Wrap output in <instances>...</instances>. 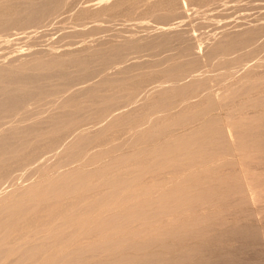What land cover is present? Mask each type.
<instances>
[{
	"label": "bare ground",
	"instance_id": "1",
	"mask_svg": "<svg viewBox=\"0 0 264 264\" xmlns=\"http://www.w3.org/2000/svg\"><path fill=\"white\" fill-rule=\"evenodd\" d=\"M93 1H96V2L99 3L96 6L97 8L89 7V8H86V9H81L80 8L81 6L80 7L76 6L75 9H77V7H79V9H80L77 12V16L82 18V19H86V18H103V21H104V17L108 18L109 16L112 17L113 15H116V14H123L124 16H126V15L130 16L134 12V10L136 8H138V5H141L139 7H142V5H143V7H145L143 13H141V14H143V16L147 15L149 17H153L155 19H159L160 21L162 20V21L166 22L168 20L169 21H172V20L174 21L175 18H176L175 20H177L179 11L181 10V8H184L186 6H187V8L190 5L200 6L201 7L200 9L202 10V8H204V7H202L201 5L206 4V6H207L208 2H211V4H213V2H212L213 0H93ZM68 2L71 3V0H0V34H7V35L8 34H15V33H18L19 29L26 28L29 25L34 24V23H37L38 25L41 26V23L46 20V22H44V24L42 23L45 26V23L47 24V19H49L50 17H52V16L55 17V15H56V17L58 18L57 14L58 15L61 14L60 10L62 8H64L65 6H67ZM224 2H226V0ZM80 3H81V0H80ZM219 3L221 4L223 2H219ZM219 3L217 2V4H219ZM72 4H71V6H72ZM78 4H79V2H78ZM211 4L208 3V6L211 7L212 6ZM76 5H77V2H76ZM213 5L215 6L216 3H214ZM214 6H213V8H216ZM197 8L198 7H196L195 9L197 10ZM184 9H186V8H184ZM199 10H198V12H195V13H199L200 12ZM210 11H211V9H210ZM72 12H74V11H72ZM72 12L70 11V13H72ZM184 12L186 13V11H184ZM123 15H121V16L119 15V17L122 18V17H124ZM181 15H182V13H181ZM54 17H52V18L54 19ZM111 17H109V18H111ZM119 17L115 16L114 18L115 19H117V18L119 19ZM179 17L182 18L181 16H179ZM60 18H61V16H60ZM66 18H67V16H66ZM61 19H64V18H61ZM170 19H172V20H170ZM52 21H54V20H52ZM52 21H50V22L52 23ZM69 22H70V20H69ZM49 25H50V23H49ZM65 25L67 26L68 24H65ZM65 25L63 27L64 30L66 29ZM53 26H54V24H53ZM61 26H62V23H61ZM54 28H55V26H54ZM75 28L73 27V29H75ZM91 28L94 31L95 26H93ZM76 29L80 30V29H82V27L81 28L78 27ZM59 30H62V28L59 27ZM35 31H37V30H35ZM86 31H88V30H86ZM58 33H61V31L58 32ZM63 33L65 34V32L62 30V34ZM66 33L68 34V31ZM75 33L78 34V30H76V32L73 30V33H71L70 37H72L73 36L72 34H75ZM84 33H86V32H84ZM69 34H70V32H69ZM69 34H68V36H69ZM77 34H76V36L79 37V35H77ZM178 35L179 34L176 35V33L175 34H163V36L158 38V40L157 39H153V41L149 40V41H144V42H142L140 40H133V39H127V40L126 39H124V40L121 39L122 41H117L116 42L115 39H114L115 43H112L110 45L111 49L108 48L107 49V50H109L108 52H103L102 50H100L103 53H99L96 56H92L91 58H89L88 54H85V55H87L88 58L87 57H78L77 54H79L80 52L79 53L78 52L75 53L77 56L76 55L73 56V53L70 52V53H72V55H70V53L68 51L67 52H61V53L58 52L57 54L55 52V54H50V57L44 58L42 56V53H43L42 52V53H32V54H29V55L26 54L25 56L22 55L20 57H17L15 59H13L8 64L0 66V118H2L4 120H7L10 123H13V124H11V126L10 125H9V127L7 126L8 128L6 129V131L2 135H0V184L3 181L10 180V179L13 178L12 172L14 171V168L17 169V168L23 167L25 165H28L34 159H36L39 156H41V154H43V153L44 154L45 153L48 154L49 151L51 153V151L53 152L59 146H62L63 151H64V156L62 158H58V159H55V160L52 159L51 163H50L51 159L50 160L48 159L49 162L47 161L48 163L46 165H48L49 167H51L50 165H55L56 168H58V169L63 167V166H65V165H68V167H70L69 165L72 164L73 161H77V162L79 161L82 164L83 163H85V164H87V163H97L100 160H102L103 158H105L107 155H109V153H112V152H115V151H121L122 152V150L124 151L126 148L127 149L128 148L129 149L133 148V154L129 153V154L132 155V156H129L130 159H126L128 156L125 158V156L122 155V153H120L119 156L116 158V160H114V161L112 160L108 164L106 163L107 165L106 164H105V166L102 165L103 167L100 166L101 168L99 167V169H95V170H92V171H90V170L86 171V170H84L82 168L81 169L77 168V170L70 169V170L67 171V169H68L67 168L65 170V172H63V171L61 173L59 172L60 174L54 175V177H52L50 180L46 179V180H49L48 183L46 182L47 183L46 186H45L46 183L44 184L42 182L45 187H43V188H31L28 191L26 190L25 192L22 191L23 193L18 195L17 199H15V197H14L15 200L10 201L11 200L10 199L9 200L10 202L8 204H6V205L4 204L5 206L0 208V264L1 263L3 264V260H5L6 257H9L10 255L12 257V254H14L16 257L14 259L10 258L12 260L8 264H76L77 260L79 261L78 258L80 256H81L80 258H83L82 255L85 254V253H88V254L90 253V255L87 254L88 256H86V257H89L93 253L100 252V254H101L103 251H106L107 253H109V258L113 257L111 259H114V260H117L116 259L117 257H115V255H117L119 257V259H120L119 263H117V264H133L132 261L130 263V261L127 259L128 257L125 255L126 254L125 252L128 251V250H122L125 253L124 255L126 257L124 256V257L120 258L121 254L119 256L118 253H117V251L119 249H121L122 247H124L125 245H127V246L131 245L129 243V240H127L128 244H127V242H126V244H122L123 240L124 241H126V240L122 239L123 236L121 237V235H120L121 238L118 239L119 242L117 240H114V238L112 239V237H115V235H117L116 237L119 238L118 237V233L120 231L116 232L115 230L122 229V228L124 229V227L127 226L132 220L139 219V218H141L143 216V211L144 210L142 208H138V207H140L141 204L144 203V201H143L144 196H143V198H141V196L139 197V198L142 199L143 202L142 201H139V202L137 201V205L133 206V209L135 207V208H138L137 210H132L131 207L129 206V202H128L129 194L128 195L125 194L122 197L118 198V196L123 194L125 192V190H127L128 186L131 185V184L128 183V178H131L132 176L131 177H127V175L129 174L128 172L130 170V166L138 167V169L140 171V174L142 172H148V173L152 172L154 174L156 172V170L161 169L163 166L165 167V165H164L165 163L169 164V162L178 161V162H180L182 164H188V167H189L190 164H193V163L195 165L196 164L198 165V163H202L205 159H207L210 156H213L214 154L218 153V151H220V150L225 151V153H226L227 144H228L226 142L227 138H225V135H224L225 132H223L224 130L222 129V124L220 122V119L218 117H216V116L215 117L212 116L210 118L208 116L209 119H207L205 121H202V123L199 125V128L197 129V131H195L193 133L195 135L196 133L204 131L207 134V137H206V139L204 141H200L194 135L193 136L195 138L193 140H192V135L191 136L187 135L188 137H184L181 140V143H179V138L177 139L178 141H175V140L174 141H169L170 140L169 138L172 135L170 127L172 126L171 128H174L173 126L176 127V125H179V127L180 126L186 127L188 125L190 126L191 122L195 123L198 119H200V118H198L199 115L207 114V113L213 112L215 110L217 111L218 109H221V108L224 109V110H227V111L234 110V111H240L241 112V109L243 107H245V108L246 107H255V106H257L259 104V101L261 100L260 99V97H261L260 93L263 91L262 88L264 86V85L263 86L261 85L262 82L255 81V82H252V83H248L249 82L248 81L246 83H242L241 87L239 86V88L234 89V90L231 89L230 91H227V88H226L225 89L226 95L224 97H222V102H219L218 104L212 98L208 100V98H206V96H205V98L207 100H205V99L203 100V98H204L203 97L204 95H203L202 98H200V100L198 99L199 101H197L196 103L193 104L194 107H196V108H199L200 106L202 107V105H203V108L201 110H197L198 111L197 112L198 113L197 117L194 114V112H196V111H193L192 113H190V111H191L189 109L190 107L188 108L187 105H184L183 101H182V103H179V100H184L185 98H189L190 96H192L194 94V92L195 93L197 91L203 92L204 90H207L208 85H207L205 79H203V78H198V79H195V80L193 79V81L189 82L188 85L186 84V86L184 85V86L171 87L173 84L172 85L170 84L171 85L170 87H166L165 89H163L160 92L156 91L157 90L156 89L155 90L156 91L155 92L156 97H155V99H153V101H154V103H153L154 105L152 106L153 108L150 109V107L148 108L147 106H144V105L141 106V108L144 109L142 112L145 111L144 112L145 114L142 113L143 115H145V117L143 116L145 119L143 121H138V119H140V116H142L141 114L139 115V117L136 116L137 119L136 118L132 119V120H134V119L137 120V121L133 122L132 124H133V126H136V128H140L139 133L137 134V136L133 137V139H131V140H125V139H124V141L121 140L123 142L122 143L118 142L120 144H117V142H113V143L110 144V139L109 138H111V136H108V135H110L111 126H113V125L115 126L117 124L118 126H120V129H121L122 125L126 124L127 121H130L129 118L124 116V115L118 119L120 121V123H117V122L114 123V121L109 122L106 125L102 126L100 129H97L96 130L97 132L95 134L90 135V134H88L86 132H80L78 130L79 125H80V123L82 122L83 119L88 121L85 118L86 117L85 113H86V115H89L87 113V111H86V108H87L88 104L86 105V103L85 104L81 103L80 102L81 100L78 101L76 99L72 100L71 102H68V101L67 102H63L62 101V102H60V104H58V111L55 112L54 114H50V115L49 114H44V113H46L45 107L44 108L41 107V105L43 103V100L51 99L53 96H56L57 94L62 95L61 93H64V94L67 93L68 94L70 85L79 83V81H81L83 79H86L85 77H88V76H90V74H93L92 73L93 71H91L89 75L87 74L88 76L82 77L83 74H81L82 72H79V71H81V70L82 71L84 70L85 72H86V70L90 71V70H88V68L92 65V63L94 61L98 62L99 66L101 67V70H103V69L105 70L112 63L114 64L115 62H117V63L118 62L119 63L120 62L121 63L125 62L127 60V58H126L127 56H129V59H130L131 58L130 54H131V56H132V54H136V56H140L138 54L144 55L142 53H147V54L155 55V56L158 55V58H160L161 61L164 58V60L168 61V62L171 61V59L174 57L177 60L171 62L172 66L176 70H180V74L182 73L184 75V73H185V75L186 74L188 75L191 71L197 69L199 63L197 64L196 68L193 67V66H195L193 64H192L193 66L191 68H189L191 65L187 66L188 62L190 63V60L192 59L191 57H190L191 59L189 58V56H191V54L189 55L190 52H188V49H189V48H187L188 45L186 46V44H183V42H181L183 40H181V37L178 36ZM31 36H32V33H31ZM76 36L74 38H76ZM181 36H184V35H181ZM4 37H5V35H4ZM22 37H23V35H22ZM27 37H29V36H27ZM62 37H64V36H61V38ZM65 37H67V35ZM236 38H239L238 35H237ZM5 39L6 38H4V40ZM254 39H256V37L255 36L253 37L252 34L249 35V33H248V35L246 37H243L240 40H235L234 39V41L226 42L227 44L226 43H217L216 44L217 47L214 48L215 47L214 46L213 48L216 49L217 52L223 53L224 54V59L223 60L216 59L215 55L218 56L219 53H216L215 50H214L215 52L214 51L212 52L211 51L212 47H211L210 48L211 52H209L208 49H207V54L205 55L208 58V61L210 62L209 65H211L212 67H214V68H216L218 70V69H223L224 67H226L228 65V63H232V62H233L232 64L237 63L238 59L240 57H242L243 54H245L244 52H246V51L248 52L249 51L248 53H253L256 50V48L253 47ZM21 40L22 39H20V41ZM119 40H120V38H119ZM68 41H69V38H68ZM70 41H72V39ZM177 41H180L181 44H179V42H177ZM186 42L188 43V41H186ZM109 43H110V41H109ZM0 44H1V42H0ZM174 44L181 45V47H179L181 49V51L179 49H176V50H179V51H177V53L178 52H180L179 54L182 53V56H180L179 54L177 55L176 54V50L173 51L174 53H172V49H173L172 47H173ZM1 45H3V43ZM0 47L3 48L4 45L0 46ZM107 47H109V46H107V45H106V47L104 46V49L107 48ZM2 48H0V49L2 50ZM242 48H244V50H246V51L243 52ZM239 49L240 50L242 49L241 50L242 53H240ZM86 50H89V49H86ZM238 50H239V54L236 53ZM81 51H82V49H81ZM169 51L173 55L176 54L177 56L176 55H175L176 57L173 56V55H172L173 57L168 56V52ZM92 52H95V51H92ZM51 53H53V52H51ZM81 53H83V52H81ZM87 53H90V52L87 51ZM191 53H192V51H191ZM43 54H45V53H43ZM79 55H81V54H79ZM83 55H84V53H83ZM91 55H94V53L91 54ZM179 56L181 57L180 59H178ZM152 58H153V56H152ZM158 58L156 57L155 59L153 58L152 60L145 61V62H136L135 64H134V62H132L133 63L132 66H129L128 68H126L125 70L121 71L120 73H121V75H123L124 73L128 72L129 70H136V71H141L142 72V70H145V69L152 70V69H156L158 67L159 68L160 67H164L167 63L166 64L164 63L161 66V63H163L164 61L158 62L160 60V59L158 60ZM128 60H127V62H129ZM195 61H197V58H196ZM99 66L97 68H99ZM51 67H53V68H55L57 70L54 72L53 68H51ZM71 67H73V68L76 67L77 69H79L78 72L80 73L81 76H78L77 73H76L77 75L72 76V74L70 73V70H69ZM92 67H95V66H92ZM92 67H91V70H92ZM169 67H170V64H169ZM73 68H72V70H73ZM94 69H96V68H94ZM164 69H168V65H167V68L165 67ZM170 69H168V70H170ZM224 69H227V68H224ZM239 69H236V70H239ZM96 70L99 71V69H96ZM228 70L230 71L231 69H228ZM228 70H227V72H228ZM173 71H175V70L173 69ZM73 72H75V71H73ZM94 72H96V71L94 70ZM142 73H141V75H143ZM171 73H172V71H171ZM178 74H179V72H178ZM191 74H189V75H191ZM183 75H181V76H183ZM248 75L250 76V74H248ZM248 75H246V76L244 75V76L247 77ZM174 76H175V74H174ZM220 76H222V75H220ZM59 78H63L62 81H65L67 79L65 81V84H64V82H63V84H61L60 83L61 81L59 80ZM64 78H66V79L64 80ZM230 79H232V77ZM43 80L44 81H46V80L49 81V82H47L48 84L47 83L46 84L45 83H43V84L41 83L42 84L41 86H40V84H39V86L36 85L38 82H41V81L44 82ZM153 80H154V78H153ZM58 81H60V82L58 83ZM149 81H152V79L151 78H141V79L137 80L134 84L130 85L129 87L126 86V85L120 86L119 91L116 93L117 94V99H118V93L119 94H123L124 97H126L128 100H130L131 98L133 99V97H132L133 94L135 92L138 93L137 91L140 90L141 87H144V84H146ZM171 81H172V79H171ZM178 81H181V80H178ZM236 82H237V80H236ZM172 83H173V81H172ZM44 84L46 86H43ZM183 84H184V82H183ZM222 87L225 88L224 86H222ZM70 90H71V87H70ZM112 90L113 89H110L108 91L110 92ZM100 91H102V90H100ZM97 92H98V90H97ZM97 92L95 91L94 88L89 90V95H88L89 97H87L88 99L90 98L89 101L93 102L92 105H95L94 102H96V103L102 102L103 103L104 101L106 102V104H105V106H102V103H101L100 106L102 108H100L99 105L97 106V104H96L94 109H92L93 106H91V109H89V110H91L90 111L91 112L90 115L92 114V116H93L94 114H96L95 115L96 117L92 118V119H96L97 118L98 120H102L105 117L104 114H101V113H103L102 111L105 110V109L108 110L110 108L112 110V107L114 109V106L115 105L117 106L118 104H116V102H115L116 98L115 97H114L115 99L113 98V92L114 91L112 92V94H110L111 92L110 93H106V94H104V92L102 94H98ZM83 95H85V94H83ZM218 95H219V93H218ZM120 97L121 96H119V98ZM210 97H212V96H210ZM112 98L114 99L113 101H112ZM126 98H124V99L126 100ZM152 98H154V97L152 96ZM152 98L149 97L150 100ZM119 100H117V101L120 103ZM125 100H121V102L125 101ZM126 101L123 102V103H126ZM29 102L33 103V107H35L36 110L34 108H32V107L31 108H27L29 106L26 107V104H28ZM54 104H55V102H54ZM90 104H89V106H90ZM48 105H49V103H48ZM120 105L121 104H119V106ZM177 105H178V107H180V106L181 107L175 109V107ZM217 105H219V107H217ZM103 107H105V109ZM138 109H139V107H138ZM157 109L161 110V112L163 111L162 112L163 115L160 114L162 116L158 117L156 115L155 116L153 115L154 111H156ZM111 110H109V112ZM149 110H151V112ZM20 111L22 112L21 114H20ZM146 111H147V113H146ZM234 113H236V112H234ZM250 113H252V112H250ZM126 114H127V112H126ZM89 117H91V116H89ZM98 120H96V121H98ZM112 120H114V118ZM41 122H45L46 124L43 123V125H44L43 126L41 124ZM39 124H41V125H39ZM147 124H149V125L147 126ZM45 125H47L46 126L48 128L47 130H45L43 128V127H45ZM39 126H43L42 128L44 129V132H41L40 130H38L40 128ZM129 127H131V126H129ZM129 127H126V128H129ZM1 128H4V127H1ZM80 128H81V126H80ZM123 128H124V126H123ZM126 128H125V130L123 129L125 131V137H126V133H127L126 132V130H127ZM246 128H249V127H246ZM36 129L38 131H40L41 133L40 132H35ZM81 129H83V128H81ZM180 129H181V127H180ZM2 130H4V129H2ZM123 130H122V132H124ZM194 130H195V128H194ZM261 130H264V129H260L259 131H261ZM250 131H251V128H250ZM108 132H109V134H108ZM37 133H39V134H37ZM253 133H255V132L253 131ZM263 133L264 132L262 131V133H257V134H263ZM162 134H164V135H166L168 137V139H169L168 141L169 142L166 143L164 146H162L161 149H159L158 147L157 148L159 150L155 149V147H154V145L156 144L155 142H158L157 141L158 138H162L163 137ZM186 134H188V133H186ZM189 134H190V132H189ZM204 134L202 135V137L204 136ZM235 134H237L239 139H240L239 145L243 146L245 144L244 136H245L246 132L244 130L243 131L237 130V131H235ZM70 135H71L70 141L67 142L65 139H66V137L68 138ZM115 135H116V133H115ZM115 135H113L114 138H115ZM121 135L122 134H120V136ZM159 136H161V137H159ZM254 136H257L256 133L254 134ZM180 137H181V135H180ZM116 138H119V137H116ZM166 138H165V140H166ZM251 139H252V137H251ZM64 141H66V142H64ZM198 142H200V143L198 144ZM262 142H264V141H262ZM93 143H96L97 145H102V146L99 147V150L97 149L98 147L96 146L97 147L96 149L98 151L96 150V152L94 154L89 155L88 152H87V148H88V146L90 144H93ZM164 143H165V141H164ZM261 144H257V145L261 146ZM103 145L104 146L106 145L107 147H103ZM253 145H255V144H253ZM208 146H211L210 149L212 151L209 150V148H207ZM90 147H91V145L89 146V148ZM127 149H126V151H127ZM59 150H61V149H59ZM229 150H231V149H229ZM63 151H61V152L63 153ZM126 151H124V152H126ZM131 151H132V149H131ZM158 152L161 153L160 154V158H159V153ZM125 155H127V154H125ZM131 158H132V160L134 162L128 165L127 160L130 161ZM216 159H218V158L216 157ZM214 160L215 159L211 160V162L214 161ZM228 160H232V159L229 158ZM215 162H217V161H215ZM215 162H213V163H215ZM218 162H220V159L218 160ZM231 162H233V161H231ZM205 163L208 164V162H206V161H205ZM202 167H203L202 169H204L205 166H202ZM207 167H209V165ZM56 168H54V170ZM226 168H224V169L226 170ZM230 168H232V167H229V169ZM40 169H41V167H40ZM162 170H163V168H162ZM195 170H197V169H195ZM230 170L232 171L233 169H230ZM199 171H200V169H199ZM219 171H220V169H219ZM39 172H44V171L43 170H38V173ZM210 172H212V171L210 170ZM53 173H55V172H53ZM202 173H203V171H202ZM169 174H170V172H169ZM191 174H190V177H191ZM41 175H43V174H40L38 176H41ZM184 175H185V172H184ZM134 176H136V174ZM134 176H133V178L135 179L136 177H134ZM141 176H142V174H141ZM148 176H149V174H148ZM154 176H155V174L153 175V177ZM174 176H175V174H174ZM187 176H188V174H187ZM206 176H207V174H206ZM183 177H185V176H183ZM197 177H199V175H197L196 178ZM147 178H149V177H147ZM181 178H182V176H180V179ZM201 178H203V177L201 176ZM140 179H141V177H140ZM140 179H139V181H140ZM159 179H161V178H159ZM165 180L168 182L167 179H165ZM191 180H192V178H191ZM136 182H138V180L135 181V183ZM193 184H194V182H193ZM139 185H137V186H139ZM144 187L147 188V185H145ZM239 187H242V186L239 185L238 186V190H239ZM203 188L204 187H202V189ZM157 189H155V190H157ZM160 189H162V188H160ZM164 189H165V187H164ZM197 189H199V188H197ZM163 190H161V192ZM195 190H196V188H195ZM138 191H139V189H138ZM158 191H160V190H158ZM174 191H176V190H174ZM235 191L236 190H234V192ZM86 192H90L91 195L88 194V195H90V197H88V196L86 197V195H87ZM230 192H233V189ZM147 193H149V192H147ZM200 193L203 194V191H201ZM240 193H242V192H240ZM140 194L142 195V193H140ZM157 194H158V192L156 193V196H157ZM133 195H131V196H133ZM146 195L147 194H145V196ZM151 196H152V194H151ZM176 196H177V194H176ZM189 196H191V195H189ZM135 197H137V196H135ZM168 197H169V195H168ZM185 197H187V196L185 195ZM117 198L120 199V201L118 200L120 203H119V206L117 205V209L119 207H121V208H119L117 211H115V213H113V215H111L109 217H104L103 215H101L102 213L99 211V208H100L101 204H103V203L106 204V203H108V202H110L112 200H115ZM179 198H180V196H179ZM200 198H201V196H200ZM207 198H208V196H207ZM239 198L243 199L244 197L241 196ZM4 199H6V198H4ZM151 199H153V197ZM0 200H2V199H0ZM7 200L8 199H6L5 201H7ZM136 200H137V198H136ZM190 200H191L190 198H187L185 201H187L189 203ZM211 201H213V200H211ZM2 202H3V200H2ZM2 202H0V203L2 204ZM131 202H130V205H131ZM187 202H185V203H187ZM197 202H199V201L197 200ZM182 203H184V201ZM134 204L135 203H133L132 205H134ZM194 205L199 206V204H194ZM0 206H2V205H0ZM178 207H181V206H175V208H178ZM109 208L110 207H108V209ZM164 208L166 209L167 206H164ZM170 208L173 211L172 207H169V209ZM152 209H154V208H152ZM169 209H167V210L169 211ZM111 211H113V210H111ZM103 212H105V210ZM158 213H159V211L156 214H158ZM189 213L191 214V211ZM192 213H193V211H192ZM156 214H155V216H156ZM188 215L189 214H187V216ZM165 216H164V219H165ZM191 216L193 217L192 219L194 220V216L190 215V217ZM57 217H60V218L63 219V222L61 221L62 223L61 222L60 223L62 225H65V227H66L65 230H63V231L62 230L61 231H55V230H57L58 223L54 224L53 221H54V218H57ZM160 217L161 216H159L158 218H160ZM201 217H204V216H201ZM206 217H208V216H206ZM168 218H170V217L168 216ZM185 218H186V216H185ZM146 219L148 220V218H146ZM157 220H156V222H157ZM137 222L138 221H136V223ZM159 222H160V220H159ZM139 223H142V221H140ZM154 224H155V222H154ZM154 224H150V225H154ZM190 224H192V223L190 222ZM218 224H216V230L218 228L217 227ZM135 225H133V226H135ZM184 226H185V224H184ZM146 227H147V225H146ZM148 227H149V225H148ZM170 227H171V225H170ZM231 227H229V228H231ZM140 228L137 231H140L141 230ZM195 228H196V226H195ZM238 228H240V227H238ZM168 229H170V228H168ZM191 229H194V228H190L188 230H191ZM45 230L49 231V233L47 234V236L45 235V238H43V240L40 238L42 241H40V242H34L33 241L34 243L30 242L32 244H30V243L28 244L27 243L28 241H26V240H27L28 237H30L31 233H35L36 235H38L42 231H45ZM129 230H130V227H129ZM180 230H181V228H180ZM182 230H184V229H182ZM185 230L187 231V229H185ZM195 230H197V228ZM241 230H240V232H241ZM238 231L239 230H237L236 232H238ZM151 232L153 233V230ZM169 232H171V230ZM172 232H174V231L172 230ZM205 232H206V230H205ZM142 233H143V231H142ZM166 233L168 234V232H166ZM174 234H175V232H174ZM182 234H183V232H182ZM123 235H124V233H123ZM139 235H141V234H139ZM139 235H138V237H141L142 238L141 241H143V235H141V236H139ZM175 235L177 236V234H175ZM184 235H187V233L186 234L184 233ZM240 235H242V233ZM42 236H44V234H42ZM128 236L132 237V235H130V234H128ZM135 236L137 237V235H135ZM150 236H151V234H150ZM37 237H38L37 239H39V236H37ZM131 237H130V242L133 241V239H132L133 237L132 238ZM90 239H94V241L93 242L92 241L91 242L88 241V243L86 245L83 244L82 246H81L82 242H80V247H78V248L76 247L75 250H73V251H67L66 250L67 249L66 248L67 245L74 244V242H78V241H81V240H90ZM159 239H160V237H159ZM191 239H193V237ZM137 240L138 239H136V241ZM170 241L168 243H170ZM179 241H181V240H179ZM143 242H145V241H143ZM146 242H147V240H146ZM174 242H177V240L174 241ZM83 243H85V241ZM156 243H158V241ZM171 243H172V241H171ZM171 243H170V245H171ZM133 244H135V243H133ZM147 244H148V242H147ZM164 244H166V241H165ZM142 245H143V243H142ZM150 245H152V244H150ZM157 245H154V247L157 246ZM161 245H163V244H161ZM135 246L137 247L138 244L135 245ZM176 247H178V246H176ZM182 247L186 248L184 246H182ZM183 248H182V250H183ZM133 249H135V247ZM149 249H151V248H148L146 253L150 252ZM177 249H174V250H171V251L173 252V251H176ZM186 249L189 250L188 248H186ZM160 250H162V249H160ZM166 251L165 252L169 254L170 249L166 250ZM155 252H158V251L156 250ZM162 252L161 253L163 255L165 252H164V250H162ZM132 253H134V252H132ZM142 253H141V255H142ZM97 254H99V253H97ZM146 255H148V254H146ZM188 255H190V254L188 253ZM104 256H103V260L106 257V256L105 257ZM96 257H97V255H96ZM142 257H143V255H142ZM158 257H160V256H158ZM148 258H150V257H148ZM173 258H176V257L174 256ZM106 259H108V257ZM111 259H108V260H111ZM166 259H168V258H166ZM89 260H92V259H88V261ZM103 260H101V261H103ZM151 260H152V258H151ZM194 260H195V258H194ZM166 261H168V260H166ZM166 261H165V263H166ZM175 261H177V259ZM178 261H179V259H178ZM94 262L91 261V263H94ZM106 262H108V261H105V263ZM83 264H85V263H83ZM100 264H102V262Z\"/></svg>",
	"mask_w": 264,
	"mask_h": 264
},
{
	"label": "rangeland",
	"instance_id": "2",
	"mask_svg": "<svg viewBox=\"0 0 264 264\" xmlns=\"http://www.w3.org/2000/svg\"><path fill=\"white\" fill-rule=\"evenodd\" d=\"M224 1L225 0H222V1L221 0H218V1L217 0H213L212 1L213 4L216 3L215 6L213 4H211V2H208L212 6L211 7L208 6V3H207V6H206V4H204L205 6L201 5L202 7H204V8H202V10L200 9L201 8L200 6L190 5L188 8L186 6V7H184L186 9L181 8V10L179 11L177 20H175L176 18L175 19L173 18L174 21L172 19H170L172 21L168 20L169 22L168 21L165 22V21H162V20L160 21L159 19H155L153 17H149L147 15L143 16V14H141V13H143L144 8H145V7H143V5H142V7H139L141 5H138V8H136L134 10V12H133L134 14L132 13L130 16L129 15L128 16L127 15L124 16L123 14H116V15H113L112 17L109 16L111 18L104 17V21H103V18H86V19H82V18L77 16V12L80 10L79 9L80 6H81L80 7L81 9H86V8H89V7L97 8L96 6L99 3L96 2V1H93V0H81V3H80V0L79 1L78 0L77 1L76 0L75 1L71 0V3L68 2L67 3L68 5L66 4L67 6L62 8L61 9L62 11L60 10L61 14L60 15L57 14L58 18L56 17V15H55V17L52 16V17H54V19L52 17H50L49 19H47V24L45 23V26L43 24H44V22H46V20L44 22H42L43 24L41 23V26L38 25L37 23H34V24L29 25L26 28L19 29L18 33H15V34H8V35L7 34H0V42H1V44L3 43V45H4L3 48L0 47V48H2V50L0 49V60H1L0 61V66L10 63L13 59H15L17 57H20L22 55L25 56L26 54L29 55V54H32V53H42V52L45 53V54L42 53V56L44 58L50 57V54H55V52L57 54L58 52L61 53V52H67V51L69 53L72 52L73 56L76 55L75 53H77V52L79 53L80 52L79 54H81V55L77 54L78 57H87V55H85V54H88L89 58H91L92 56H96L99 53L108 52L109 50H107V49L108 48L111 49L110 45L112 43H115L114 39H115L116 42L117 41H122L121 39H123V40L124 39H126V40L127 39H133V40H140V41L144 42V41H149V40L153 41V39H157L158 40V38L163 36V34H175V33H176V35L179 34L178 36H180L181 40H183L181 42H183V44H186V46L188 45L187 48H189L188 49V52H190L189 55L191 54V56H189V58L191 57L192 59L190 58L191 59L190 63L188 62L187 66L191 65L189 67V68H191L193 65H195L193 67L196 68L197 64L199 63L198 64L199 68L197 67L196 70L191 71L189 74H191V73L192 74L191 75L188 74L189 76L187 74L185 75V73H184V75L182 73L180 74V70H176L172 66L171 62L177 60L173 56H175L176 54L178 55L180 53V52L177 53V51H179V50L181 51V49L179 48V47H181V45H179V44H181V42L177 41V42H179V44H174L173 47H172L174 49V50L172 49V53H174L173 51H175L176 49H179V50H176V54L173 55L170 52L171 50L168 52V56H171L174 59L172 58L171 61H169L170 62L169 63L168 61H165L164 58H163L162 61H164V62L161 63V66L164 63L165 64L167 63V64L165 66L163 65L164 67H160L161 69L159 67L156 68V69H152V70L145 69V70H142L143 73L141 71L129 70L128 72H126L123 75H121V73H120L121 71H123L126 68H128L129 66L133 65L132 62H134V64H135L136 62H145V61L152 60L153 58L155 59L156 57L158 58V55L155 56V55H150V54H147V53H142L144 55L138 54L140 56H136V54H132V56H131V54H130V57H131L130 59H129V56L126 57L127 60L129 59L128 60L129 62H127V60L125 62H123V63L120 62L121 64L119 62H118L119 64L117 62H115L114 64L112 63L111 65H109V67H107L105 70L104 69L101 70V67L99 66L98 62L94 61L95 63L94 62H93L94 64L92 63V65L89 67L90 69L88 68V70H90V71L86 70V72H85L83 70L84 71L83 72L81 69H80L81 71H79V72H82L81 73V74H83L82 77L88 76L91 71H93L92 72L93 74H90V76L85 77L86 79H83V80L79 81V83L72 84V85L69 84L70 86H69L68 94L67 93L66 94L61 93L63 96L60 95V94H57L56 96H53L51 99L43 100V103H42L41 107L42 108L45 107L46 113H44V114H49V115L50 114H54L55 112L58 111V104H60V102H62V101L63 102H67V101L71 102L72 100L76 99L78 101L81 100L80 101L81 103H84V104L86 103V105L88 104V106H87L88 109L86 108V111H87V113L89 115H86V113H85V116H86L85 118L88 121L83 119L82 122L79 125L78 130L80 132H86V133H88L90 135L95 134L97 132L96 131L97 129H100L102 126L106 125L109 122L114 121V123H116V122L120 123V121L118 119L120 117H122L123 115L128 117L130 121H127L126 124L121 126L122 128L124 126V128H123L124 130H125L126 127L131 126L129 128H126L127 129L126 130V132H127L126 133V137H125V131L121 128L124 131V132H122V130L120 129V126H118L117 124L115 126L114 125L111 126V130H110L111 132H110V135H108V136H111V138L108 137L110 139V144L113 143V142H117V144H120V143H122L124 141V139L125 140H131V139H133V137L137 136V134L139 133L140 128H136V126H133L132 123L137 121L136 119H137V117H139L140 114L142 116H140V119H138V121H143L145 119L144 118L145 115H143V114H145L144 113L145 111L142 112L144 109H142L141 106L144 105V106H147L148 108L150 107V109H152L153 108L152 106L154 105L153 104L154 103L153 99H155V97H156L155 92L156 91L160 92L163 89H165L166 87H170L172 84L174 86L172 85L171 87L184 86V85L186 86V84L188 85L189 82L193 81V79L195 80V79H198V78H203V79L206 80V83L208 85L207 90H204L203 92H200V91H197L196 93L194 92V94L192 96H190L189 98H185L184 100H179V103H182V101H183L184 105H187L188 108L190 107L189 108L191 110L190 113H192L193 111H196V112H194L196 117L198 115V113H197L198 111L197 110H201L203 108V105H202V107L200 106L199 108H196V107H194L193 104L196 103L197 101H199L200 98H202L203 95H204L203 96L204 97L203 100L204 99L207 100L206 98H208V100L212 98L218 104L219 102H222V97H224L226 95V91H225L226 88H227V91H230L231 89L234 90V89L239 88V86L241 87L242 83H246L248 81H249L248 83H252V82L258 81V82H262V84H261L262 86L264 85V83H263L264 82V0H226V2H224ZM76 2H77V5H76ZM78 2H79V4H78ZM217 2L218 3L219 2H223V3L217 4ZM71 4H72V6H71ZM76 6H79V7H77V9H75ZM213 6L216 7V8H213ZM196 7H198L197 10L195 9ZM210 9H211V11H210ZM198 10L200 12L199 13H195V12H198ZM70 11L71 12L74 11V12L70 13ZM184 11H186V13ZM181 13H182V15H181ZM119 15L120 16L123 15L124 17L120 18ZM60 16H61V18H64L65 20L61 19ZM66 16H67V18H66ZM115 16L116 17L118 16L119 19L118 18L115 19L114 18ZM179 16H181L182 18H180ZM52 20H54V21H52ZM69 20H70V22H69ZM50 21H52V23L54 24L55 28H54L53 24ZM48 22L50 23V25H49ZM61 23H62V26H61ZM65 24H68L67 25L68 27ZM64 25H65V28H66L65 30L63 29ZM77 26L80 27V28L82 27V29H80V30L76 29V28H78ZM93 26H95L94 31L91 28ZM59 27L62 28V30L65 32V34L64 33L62 34V30H59ZM73 27L74 28L76 27V28L73 29ZM35 30H37V31H35ZM73 30L75 32H76V30H78V34L77 33L72 34L73 35L72 36L73 38H72L70 36H71V33H73ZM86 30H88V31H86ZM60 31H61V33H58ZM67 31H68V34L70 32L69 36L66 33ZM84 32H86V33H84ZM31 33H32V36H31ZM248 33H249V35L252 34L253 37L254 36L256 37V39H254V43H253L254 44L253 47H255L256 50L253 53H248L249 51L247 52L246 50H244V48H242L243 50L242 49L241 50L243 52L246 51V52H244L245 54H243L242 57H240L238 59L237 63H234V64H232L233 62L232 63H228V65L226 67H224V68H227V69L223 68V69H218L217 70L216 68H214L211 65H209L210 62L208 61V58L205 56L207 54V49H208L209 52H211V51L213 52L214 50L216 51V49H214V48L217 47V45H216L217 43H226V42L234 41V39L235 40H240L241 38L246 37L248 35ZM21 34L23 35V37H22ZM76 34L79 35V37L76 36ZM180 34L184 35L185 37L181 36ZM4 35H5V37H4ZM66 35L69 38V41H68V38L65 37ZM74 35L76 36V38H74L75 37ZM237 35H238L239 38H236ZM27 36H29V37H27ZM61 36H64L65 38L62 37L63 38L62 39ZM4 38H6V39L4 40ZM19 38L22 39V40L20 41ZM70 38L72 39V41H70L71 40ZM119 38H120V40H119ZM109 41H110V43H109ZM186 41H188V43ZM1 44H0V46H3ZM106 45L109 46V47L104 49V46L106 47ZM81 49H82V51H81ZM84 49L85 50L89 49V50L85 51ZM100 50H102L103 52H101ZM239 50L236 52L237 54H239ZM241 50H240V53H242ZM87 51H89L91 54L94 53V55H91L90 53H87ZM92 51H95V52H92ZM191 51H192L193 54L191 53ZM51 52H53V53H51ZM81 52H83L84 55ZM72 53H70V55H72ZM216 53H219V55H220V56L219 55L218 56L215 55L216 59H218V60H223L224 59V54L223 53H220V52H217V51H216ZM179 55L182 56V53L179 54ZM193 55L197 58L198 62L195 61L196 58ZM152 56H153V58H152ZM180 56H179L178 59L181 58ZM159 59L160 58H158V60ZM162 61L160 59L158 62H162ZM169 64H170V67H169ZM167 65H168V69L171 68L170 70L164 69L165 67L167 68ZM92 66H95V67H92ZM98 66H99V68H97ZM91 67H92V70H91ZM51 68H53V67H51ZM72 68L73 67H71L69 69L70 73L72 74V76L77 75V74H78V76H81L80 73L78 72L79 69L74 67L73 70H72ZM94 68L99 69V71L94 69ZM172 68L176 72L173 71ZM228 69H231V70L229 71ZM236 69H239V70H236ZM53 70L55 72L57 69L53 68ZM94 70L96 72H94ZM227 70H228V72H227ZM73 71H75V72H73ZM171 71H172V73H171ZM178 72H179V74H178ZM141 73L143 75H141ZM174 74H175V76H174ZM219 74L222 75V76H220ZM248 74H250V76ZM181 75H183V76H181ZM244 75L245 76L248 75V76L245 77ZM231 77H232V79H230ZM141 78H151L152 81H149L146 84H144V87H141L140 90L137 91L138 93L135 92L133 94V96H132L133 99L131 98L130 100H128L126 97H124L123 94H119V93H118V99H117V94L116 93L119 91L120 86L126 85V86L129 87L130 85L134 84L137 80H139ZM153 78H154V80H153ZM62 79L63 78H59V80L61 82L58 81V83L60 82L61 84H63V82H64V84H65V81L67 79L64 78V80L66 79L65 81H62ZM171 79H172L173 83H172ZM178 80H181V81H178ZM236 80H237V82H236ZM47 82H49V81H47V80L44 81V82L41 81V82H38L36 85L39 86V84H40V86H41L43 83L46 84ZM183 82H184V84H183ZM45 84L43 86H46ZM222 86H224L225 88H223ZM70 87H71V90H70ZM93 88L95 89L96 92L98 90V92H97L98 94H102L103 92H104V94L110 93V92H111L110 94H112L113 91L115 92V93L113 92V98L114 97L116 98L115 102L118 105L117 106L115 105L114 109L112 107V110H111V108L106 110L105 107H103L105 110H103L102 111L103 113H101V114H104L105 117L102 120H98L97 118L96 119H92V118L96 117L95 116L96 114H94L93 116H92V114L90 115V113H91L90 111L91 110H89V109H91V106H93L92 109H94L95 105L97 104V106L99 105V107L102 108L100 106L102 102H98L99 104L94 102L95 105H92L93 102L92 101L90 102L89 101L90 98L89 99L87 98V97H89L88 96L89 95V90L93 89ZM110 89H113V90L109 92L108 90H110ZM100 90H102V91H100ZM262 90L263 91L260 93V96H261L260 99L261 100L259 101V104L257 105L258 107L257 106H255V107H246V108L243 107L241 109L242 113L240 111H234V110H232L233 112L231 110L227 111V110H224V109L221 108V109H218L217 111L215 110L213 112L207 113L208 115L207 114H201V115L198 116V118H200V119H198L195 122L196 124L194 122L193 123L191 122L190 126L189 125L186 126V127L180 126L181 129H180L179 125H176V127L173 126L174 128H171L172 127L171 126L170 129H171V134L173 136L170 134L171 135L170 138H169L170 140L168 139V137L166 135L162 134L163 137L162 138H158L157 139L158 142H155L156 144L154 145L155 149H158V148L161 149L162 146H164L169 141H174V140L178 141L177 139L179 138V143H181V140L184 137H188V136H191V135H192V140L196 137L200 141H204L206 139V137H207V134L204 131L196 133L195 135L193 133L195 131H197V129L199 128V125L202 123V121H205V120L209 119L212 116L213 117L216 116V117H218L220 119V122L222 124V129L224 130L223 132H225L224 133L225 138H227L226 142L228 144L226 143L227 144L226 153H225V151L220 150V151H218V153H216L213 156H210L207 159H205L202 163H198V165L197 164L195 165L193 163V164H190L189 167H188V164H182V163H180L178 161L169 162V164L165 163L164 164L165 167L164 166L162 167L163 170H162V168L159 169V170H156V172L154 173L155 174L154 177H153L154 174L152 172H149V173L148 172H142L141 173L142 176H141L138 167L130 166V170L128 172L129 174L127 175V177H131L132 176L131 178H128V183L131 184V185L128 186V188H127L128 191L125 190V192L123 194H121L120 196H118V198L122 197L125 194H127V195L129 194L128 202H129V206L131 207V209L132 210H137L138 208H142L144 211L142 210L143 211V216L141 218L132 220L127 226L124 227V229L123 228L122 229H117L118 231L115 230L116 232L120 231L118 233V237L119 238H117L116 237L117 235H115V237H112V239L114 238V240L118 241V239H120L123 236L122 239H125L126 241L123 240L122 244H126V242L128 244L127 240H129V243L131 244V245H128V246L125 245L126 247L124 246V247H122L121 249H119L117 251L119 256L121 254L120 258L124 257L126 255L128 257L127 259L130 261V263L132 261L133 264H144L145 262H146L145 264H158V263L159 264H161V263L162 264H175L176 262H177L176 264H178V263L179 264H188V263L189 264H264V142H262V141H264V139H263L264 138V133L263 134H257V133H262V131L264 132V130L259 131L260 129H264V121H263L264 120V118H263L264 117V102H263L264 101V86H263ZM218 93H219V95H218ZM83 94H85V95H83ZM119 96H121V97L119 98ZM152 96L154 98H152ZM205 96H206V98H205ZM210 96H212V97H210ZM149 97L152 98V99L150 100ZM113 98H112V101L115 99V98L114 99ZM124 98H126L127 101ZM117 100H119L120 103ZM121 100H125L126 103H123L125 101L121 102ZM54 102H55V104H54ZM104 102L102 103V106H105L106 102L105 103ZM48 103H49V105H48ZM89 104H90V106H89ZM119 104H121V105L119 106ZM27 106H29V107H27ZM26 107L27 108H31L32 107V108L35 109V107H33V103L32 102H29L28 104H26ZM138 107H139V109H138ZM180 107H178V105H177L175 107V109L180 108ZM217 107H219V105H217ZM109 110H111V111L109 112ZM149 111L151 112V110H149ZM126 112H127V114H126ZM162 112H161V110L157 109L156 111H154L153 115L154 116L156 115V116L160 117V116L163 115ZM234 112H236V113H234ZM250 112H252V113H250ZM21 113L22 112L20 111V114ZM146 113H147V111H146ZM160 114H162V115H160ZM89 116H91V117H89ZM208 116H209V118H208ZM113 118H114V120H112ZM133 118H136V119L132 120ZM96 120H98V121H96ZM43 123H45V122H41L42 125H43ZM11 124H13V123H10L7 120H4V119L0 118V135H2L6 131V129L9 127V125L11 126ZM41 124H39V125H41ZM148 125L149 124H147V126ZM43 126H39L40 128L38 127L39 129L38 128L37 129L40 130L41 132H44V129L45 130L48 129L46 127L47 125H45V127H43ZM80 126L83 129H81ZM1 127H4V128H1ZM246 127H249V128H246ZM194 128H195V130H194ZM250 128H251V131H250ZM2 129H4V130H2ZM37 129H36L35 132H40ZM175 129L176 130L178 129V130L176 131ZM237 130H240V131L244 130L246 132V134H247V135L245 134V136H244L245 144L243 146L239 145L240 139H239L238 135L235 134V131H237ZM253 131L256 133L257 136H254L255 133H253ZM189 132H190V134H189ZM115 133H116V135H115ZM186 133H188V134H186ZM37 134H39V133H37ZM108 134H109V132H108ZM120 134H122V135L120 136ZM203 134H204V136L202 137ZM113 135H115V138H114ZM180 135H181V137H180ZM161 136H159V137H161ZM70 137H71V135L68 138L66 137L65 140L67 142H69L70 141ZM116 137H119V138L121 137V138L119 139V138H116ZM251 137H252V139H251ZM165 138H166V140H165ZM121 140H123V141H121ZM163 140L165 141V143H164ZM66 141H64V142H66ZM118 142H120V143H118ZM199 143L200 142H198V144ZM253 144H255V145H253ZM257 144H261V146L257 145ZM90 145H91V147L89 148ZM90 145L87 148V152H88L89 155L94 154L96 152V150L97 149L99 150V147L102 146V145H97L96 143H93V144H90ZM103 147H107V146L103 145ZM210 147L211 146H208L207 148H209V150H211ZM59 149H61V150H59ZM126 149L124 151H126ZM131 149H132V151H131ZM131 149L128 148L126 152H124L122 150V152L121 151H115V152L109 153V155L106 156L107 158L105 157V158H103L102 160H100L97 163H87V164L83 163L82 164L79 161L78 162L77 161H73L72 164L69 165L70 167H68V165H65V166H63V167H61L59 169L56 168L55 165H50L51 167H49L46 164L49 162L50 159H51V161H50V163H51L52 159L55 160V159H58V158H62L64 156V151H63L62 146L57 147L56 150H54L53 152L51 151V153L49 151L48 154L47 153L44 154L42 152L43 154H41V156H39L38 158L34 159L28 165L23 166L24 168L23 167H20V168H17V169L14 168V171L12 172L13 178L10 179V180L3 181L0 184V199H2L3 202L6 199H8L4 203L2 202V200H0V202H2V204L0 203V205H2V206H0V208L4 207L10 201L17 199L18 195L22 194L26 190L28 191L31 188H43V187H45L47 185V183L49 182V180L52 177H54V175L60 174L62 171L65 172V170L67 168H68L67 171L70 170V169L77 170V168L78 169L82 168V169H84L86 171H89V170L92 171V170H95V169H99L100 166L103 167V166H105L106 163L108 164L112 160L113 161L116 160V158L119 156L120 153H122V155H124L125 158L128 156L126 159H130L129 156H132L131 154H133V148H131ZM229 149H231V150H229ZM61 151H63V153ZM227 152L228 153L230 152V153L228 154ZM124 153L127 154V155H125ZM129 153H131V154H129ZM158 153H159V158H160V154L161 153L160 152H158ZM216 157L218 159H216ZM229 158H231L232 160H228ZM213 159H215V160L211 162V160H213ZM219 159H220V162H218ZM205 161L208 162V164L205 163ZM215 161H217L218 163L215 162ZM231 161H233V162H231ZM133 162L134 161L132 160V158H131L130 161L127 160L128 165L133 163ZM213 162H215L216 164L213 163ZM208 165H209V167H207ZM202 166H205L204 169H202L203 168ZM40 167H41V169H40ZM229 167H232L230 169H233V170L231 171L229 169ZM54 168H56V169L54 170ZM224 168H226V170ZM195 169H197V170H195ZM199 169H200V171H199ZM219 169H220L221 172L219 171ZM38 170H43L44 172H39L40 174H43V175L38 176V175H40L38 173ZM210 170L212 172H210ZM202 171H203V173H202ZM53 172H55V173H53ZM169 172H170L171 175L169 174ZM184 172H185V175H184ZM135 174H136V176H134ZM148 174H149V176H148ZM174 174H175V176H174ZM187 174H188V176H187ZM190 174H191V177H190ZM206 174H207V176H206ZM197 175H199V177L196 178ZM133 176L136 177V178L134 179ZM180 176H182L181 179H180ZM183 176H185V177H183ZM201 176L203 178H201ZM140 177H141V179H140ZM147 177H149V178H147ZM159 178H161V179H159ZM191 178H192V180H191ZM46 179H49V180H46ZM139 179H140V181H139ZM165 179H167L168 182ZM134 180L135 181L138 180V182L135 183ZM42 182L44 184L46 182L47 183L44 186V184ZM193 182H194V184H193ZM137 185H139V186H137ZM145 185H147V188L144 187ZM237 185L238 186L240 185L242 187H239V190H238V186ZM163 186L165 187L166 190L164 189ZM201 186L204 187V188L202 189ZM160 188H162V189H160ZM195 188H196V190H195ZM197 188H199V189H197ZM138 189H139V191H138ZM155 189H157V190H155ZM232 189H233V192H230V191H232ZM158 190H160V191H158ZM161 190H163V191L161 192ZM174 190H176V191H174ZM234 190H236V191L234 192ZM201 191H203V194L200 193ZM147 192H149V193H147ZM157 192H158V194L156 196ZM240 192H242V193H240ZM140 193H142V195ZM86 194H85L86 197L87 196L90 197V195H91L90 192H86ZM88 194H90V195H88ZM133 194L134 195L136 194L135 196H137V197H135ZM145 194H147L146 195L147 197L145 196ZM151 194H152V196H151ZM176 194H177V196H176ZM131 195H133V196H131ZM168 195H169V197H168ZM185 195L187 197H185ZM189 195H191V196H189ZM140 196H141V198H143V196H144V198H143L144 203H142L143 202L142 199L139 198ZM179 196H180V198H179ZM200 196H201V198H200ZM207 196H208V198H207ZM241 196L244 197V198L243 199L239 198ZM14 197H15V199H14ZM152 197H153V199H151ZM4 198H6V199H4ZM118 198L115 199V200H112V201H110V202H108L106 204L105 203L101 204V206L99 208V211L102 214L101 213L100 214L103 215L104 217H109V216L113 215V213H115V211H117L119 208H121V207H119L117 209V205L119 206V203H120L119 202L120 199H118ZM136 198H137V200H136ZM187 198L191 199L189 201V203L187 201H185ZM197 200L199 202H197ZM211 200H213V201H211ZM137 201L138 202L142 201L141 203L143 205L141 204L140 207H138V208L134 207V209H133V206L137 205ZM183 201H184V203H182ZM130 202H131V205H130ZM185 202H187L188 204L185 203ZM133 203H135V204L132 205ZM194 204H199V206L194 205ZM174 205L175 206H181V207L175 208ZM164 206H167V208L165 209ZM108 207H110L111 209L110 208L108 209ZM169 207H172L173 211L171 210V208L169 209ZM152 208H154V209H152ZM167 209H169V211ZM104 210H105V212H103ZM111 210H113V211H111ZM158 211H159V213L156 214ZM190 211H191V214L189 213ZM192 211H193V213H192ZM155 214H156V216H155ZM187 214H189V215L187 216ZM190 215L194 216V220L196 222L192 219L193 218L192 216L190 217ZM159 216H161L160 217L161 219L158 218ZM164 216H165V219H164ZM168 216L170 218H168ZM185 216H186L187 219L185 218ZM201 216H204V217H201ZM206 216H208V217H206ZM146 218H148V220ZM156 220H157V222H156ZM159 220H160V222H159ZM61 221L63 222V219L60 218V217L54 218V221H53L54 224L58 223L57 230H55V231H61V230L63 231V230L66 229L65 225L61 224L62 223ZM136 221H138L137 222L138 224L136 223ZM140 221H142V223H139ZM154 222H155V224H154ZM190 222L192 224H190ZM150 224H154V225H150ZM184 224H185V226H184ZM216 224L219 225V226L217 225V227L220 230L218 228L216 230ZM133 225H135V226H133ZM146 225H147V227H146ZM148 225H149V227H148ZM170 225H171V227H170ZM195 226H196L197 230H195L196 229ZM129 227H130L131 231L129 230ZM229 227H231V228H229ZM238 227H240V228H238ZM139 228L141 230L137 231ZM168 228H170V229H168ZM180 228H181V230L182 229H184V230L181 231ZM190 228H194V229L188 230ZM185 229H187V231ZM236 229L239 230V231L236 232L237 231ZM152 230H153V233L151 232ZM170 230H171V232H169ZM172 230L175 232V234H177V236L174 234V232H172ZM205 230H206V232H205ZM240 230H241V232H240ZM142 231H143V233H142ZM148 232L151 234V236H150V234ZM166 232H168V234ZM182 232H183V234H182ZM48 233H49V231H47V230L42 231L38 235H36L35 233H31L30 237H28L26 241H28L27 242L28 244L30 242H32V243L40 242V241L43 240V238H45V235L47 236ZM123 233H124V235H123ZM184 233L185 234L187 233V235H184ZM241 233H242V235H240ZM42 234H44V236H42ZM128 234L132 235L133 238L131 236H128ZM139 234L143 235V241H145V242L141 241L142 238L138 237ZM120 235H121V237H120ZM135 235H137L138 238ZM141 235H139V236H141ZM144 235L145 236L147 235V236L145 237ZM37 236H39V239L41 238L42 240L41 239L40 240L37 239L38 238ZM130 237L133 239V241H131L132 243L130 242ZM159 237H160V239H159ZM192 237H193V239H191ZM136 239H138V240L136 241ZM146 240H147L148 244H147ZM170 240L172 241V243H171ZM176 240H177V242H174ZM179 240H181V241H179ZM84 241H85V243H83ZM88 241L89 242H91V241L93 242L94 239L81 240V241H78V242H74V244H70L69 243L70 245H67V247H66L67 249L66 248L65 249L67 251H73V250L76 249V247L77 248L80 247V242H82L81 243V246H82L83 244L86 245L88 243ZM157 241H158V243H156ZM165 241H166V244H164ZM169 241H170L171 245H170V243H168ZM32 243H30V244H32ZM133 243H135V244H133ZM142 243H143V245H142ZM149 243L152 244V245H150ZM137 244H138V246H137L138 248L135 246ZM153 244L154 245L158 244V245L154 247ZM161 244H163V245H161ZM133 246L135 247V249H133L134 248ZM176 246H178V247H176ZM182 246L188 248L189 250H187L186 248H183ZM147 247L151 248V249H149L150 252L146 253V251L148 250ZM182 248H183V250H182ZM160 249L164 250V252L166 250L170 249L169 254L166 253L167 252L166 251L162 255L163 252ZM174 249H177V250L172 252L171 250H174ZM122 250H128V251H126L125 252L126 254H125ZM154 250L155 251L157 250L158 252H155ZM132 252H134V253H132ZM97 253H99V254H97ZM106 253H107L106 251H103L101 254H100V252H96V253L91 254V256H89V257H86V256L90 255V253L89 254L85 253L86 255L85 254L82 255L83 258H80L81 256L78 258L79 261L77 260L76 264H83V263L90 264L91 261L92 262L95 261L94 263H91V264H96V263L100 264L101 262H102V264H107V263L108 264L109 263L110 264L111 263L112 264H114V263L117 264V263H119L120 259H119V257L117 255H115V257H117L116 258L117 260H114V259H111L113 257L109 258V253H107L108 255ZM141 253H142L143 257L141 255ZM188 253L190 255H188ZM146 254H148V255H146ZM96 255H97V257H96ZM173 255L176 258H173L174 257ZM103 256L105 257L104 260H103ZM158 256H160V257H158ZM15 257L16 256L14 254H12V257H11V255L9 257H6L5 260H3V264H8L12 260L10 258L14 259ZM107 257H108V259H111V260L106 259ZM148 257H150V258H148ZM151 258H152V260H151ZM166 258H168V259H166ZM194 258H195V260H194ZM88 259H92V260L88 261ZM100 259L103 260V261H101ZM176 259H177V261H175ZM178 259H179V261H178ZM166 260H168L169 262L166 261ZM185 260L186 261L188 260V261L186 262ZM105 261H108V262L105 263ZM165 261H166V263H165Z\"/></svg>",
	"mask_w": 264,
	"mask_h": 264
}]
</instances>
